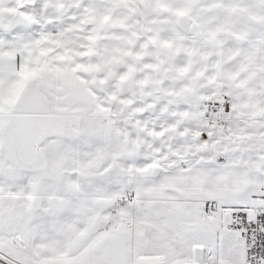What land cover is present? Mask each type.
<instances>
[{
  "label": "snow or ice",
  "instance_id": "obj_1",
  "mask_svg": "<svg viewBox=\"0 0 264 264\" xmlns=\"http://www.w3.org/2000/svg\"><path fill=\"white\" fill-rule=\"evenodd\" d=\"M0 264H264V0H0Z\"/></svg>",
  "mask_w": 264,
  "mask_h": 264
}]
</instances>
